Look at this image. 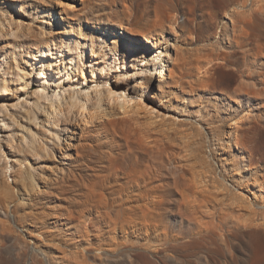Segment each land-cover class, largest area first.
<instances>
[{
	"label": "rangeland",
	"instance_id": "rangeland-1",
	"mask_svg": "<svg viewBox=\"0 0 264 264\" xmlns=\"http://www.w3.org/2000/svg\"><path fill=\"white\" fill-rule=\"evenodd\" d=\"M51 1L0 36V264H264V0H69L65 21ZM65 68L158 112L63 120L45 152L44 114L19 104ZM16 135L36 147L6 151L19 176Z\"/></svg>",
	"mask_w": 264,
	"mask_h": 264
},
{
	"label": "bare ground",
	"instance_id": "bare-ground-1",
	"mask_svg": "<svg viewBox=\"0 0 264 264\" xmlns=\"http://www.w3.org/2000/svg\"><path fill=\"white\" fill-rule=\"evenodd\" d=\"M23 2L24 0L0 1V4L3 5L0 6V36H3L5 32L10 34L11 32L15 31L17 34V32L23 30L21 15H17L18 12L14 10L17 8V6L21 10ZM68 2L69 0L51 1L49 14L46 13L44 17H53L55 20V15L58 12L60 15H62L60 18L65 21L66 19L64 13H68H66L67 11L65 8L64 13H61V8H63V5H65V7L68 6ZM10 9L14 12V14L11 13ZM15 15L17 16L15 17ZM49 22L52 23V20H49ZM18 38H20V35ZM81 39H83V36ZM85 39L87 38L85 37ZM45 49L51 52L49 46H46L44 51H42L44 54L47 53ZM90 66H92V63ZM156 67L157 65H155V69ZM140 71L141 69L138 70V72ZM63 72H65L63 73L65 76L63 77V80L66 81L65 85L62 84L51 93L49 92L51 85H47L46 83L40 84V86L34 90L32 97L24 98V100L20 101L19 104L21 109L28 106L27 109L33 112L35 116H38V113L44 114L43 122L45 125H48L51 128L49 140L51 145L55 143L52 142L55 140V135L58 137V139L60 138V135H58L57 131L60 130V123L63 120H66V122L72 119L77 120L75 124L70 125L79 127L81 119L83 120L82 124H86L89 119L95 121L102 118L109 119V116H112L113 122V120L119 119L122 115H125L126 117V115L129 113V110H133V108H142L147 113L151 114L152 117L158 112L157 106L149 98L147 92L142 88H135L132 90L129 87L123 86L120 82L116 84L113 82L111 83L110 78L102 80L97 76H89L85 71L82 73L83 79H80L77 75H72L70 70L66 68ZM155 72L160 79V82L166 79L163 68H160ZM124 73L125 74H123V76H126L128 74L127 70H125ZM42 74L43 76L41 79H47L49 81L50 75L46 76V70H42ZM87 84H90L88 88H86ZM46 103L48 106L45 105ZM103 104H105L104 106L106 109H103ZM44 106L46 107L44 108ZM95 106L96 108L94 112L90 110ZM118 110H120V112H118ZM5 127L6 123L4 120H2L0 124V135L3 134V129H5ZM5 131H7V129ZM62 131L64 132L65 129H62ZM17 138V135L14 136L12 138L13 141L8 143V149L2 150L3 157L7 159L8 171H15V173L17 167H23V164L20 162V160H12L9 158V154H7L6 151L13 150V148H19L21 151L27 153L36 149L35 143L32 140H27L26 143L23 144L20 142V139L17 143L19 147L13 146V144L16 143ZM54 148H56V143L52 147H48L47 145L44 149L45 152L53 153ZM13 161L14 164L11 163ZM23 173L24 171L20 170L16 173V175L18 174L19 176Z\"/></svg>",
	"mask_w": 264,
	"mask_h": 264
}]
</instances>
